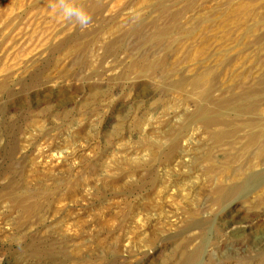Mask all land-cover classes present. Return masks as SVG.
<instances>
[{"label":"rangeland","instance_id":"rangeland-1","mask_svg":"<svg viewBox=\"0 0 264 264\" xmlns=\"http://www.w3.org/2000/svg\"><path fill=\"white\" fill-rule=\"evenodd\" d=\"M52 2L0 0V264H264V0Z\"/></svg>","mask_w":264,"mask_h":264},{"label":"clouds","instance_id":"clouds-1","mask_svg":"<svg viewBox=\"0 0 264 264\" xmlns=\"http://www.w3.org/2000/svg\"><path fill=\"white\" fill-rule=\"evenodd\" d=\"M58 11L65 20L75 21L81 29H87L93 22L92 15L83 5H78L74 0H53L50 5Z\"/></svg>","mask_w":264,"mask_h":264},{"label":"bare ground","instance_id":"bare-ground-1","mask_svg":"<svg viewBox=\"0 0 264 264\" xmlns=\"http://www.w3.org/2000/svg\"><path fill=\"white\" fill-rule=\"evenodd\" d=\"M96 9V8H95ZM213 117V116H212ZM204 118V117H203ZM202 118V122H203V124H204V126H206V128L207 129H210V128H212L213 126H220V125H224L223 124V122H220L219 120L217 121V119H215V118H211V117H206V118H204L203 119ZM252 121H254V120H252ZM246 124H247V122H246ZM250 125L251 126H253L254 125V122H251L250 123ZM255 127H256V125H255ZM215 130V129H214ZM260 133H261V129L259 130H254L251 134H250V141L252 142V143H254V142H256V141H258L259 140V138L261 137V136H259L260 135ZM215 135V137L219 140V139H222V137L223 136H225L226 135V133H223L222 132V130L221 131H219V132H217V133H215L214 134ZM214 137V136H213Z\"/></svg>","mask_w":264,"mask_h":264}]
</instances>
